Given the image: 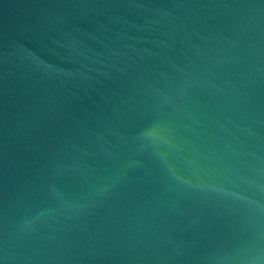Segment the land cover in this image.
<instances>
[{
  "label": "water",
  "instance_id": "obj_1",
  "mask_svg": "<svg viewBox=\"0 0 264 264\" xmlns=\"http://www.w3.org/2000/svg\"><path fill=\"white\" fill-rule=\"evenodd\" d=\"M0 264H264V0H0Z\"/></svg>",
  "mask_w": 264,
  "mask_h": 264
}]
</instances>
